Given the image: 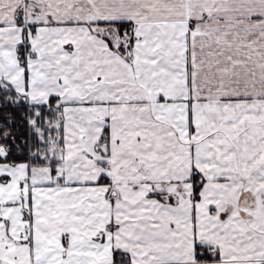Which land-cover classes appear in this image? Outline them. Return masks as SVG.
I'll return each instance as SVG.
<instances>
[{"label":"snow or ice","instance_id":"snow-or-ice-1","mask_svg":"<svg viewBox=\"0 0 264 264\" xmlns=\"http://www.w3.org/2000/svg\"><path fill=\"white\" fill-rule=\"evenodd\" d=\"M0 264H264V0H0Z\"/></svg>","mask_w":264,"mask_h":264}]
</instances>
